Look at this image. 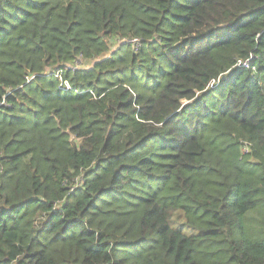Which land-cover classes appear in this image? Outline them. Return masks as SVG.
I'll use <instances>...</instances> for the list:
<instances>
[{
    "label": "trees",
    "instance_id": "obj_1",
    "mask_svg": "<svg viewBox=\"0 0 264 264\" xmlns=\"http://www.w3.org/2000/svg\"><path fill=\"white\" fill-rule=\"evenodd\" d=\"M0 264H264V0H0Z\"/></svg>",
    "mask_w": 264,
    "mask_h": 264
},
{
    "label": "built area",
    "instance_id": "obj_2",
    "mask_svg": "<svg viewBox=\"0 0 264 264\" xmlns=\"http://www.w3.org/2000/svg\"><path fill=\"white\" fill-rule=\"evenodd\" d=\"M249 59L248 60H246V61H239V63L238 64H242L243 66H249ZM245 151H247L248 150V147H245V149H244Z\"/></svg>",
    "mask_w": 264,
    "mask_h": 264
}]
</instances>
